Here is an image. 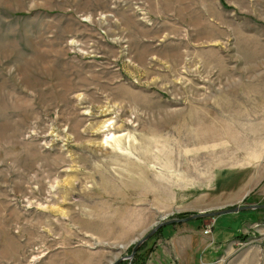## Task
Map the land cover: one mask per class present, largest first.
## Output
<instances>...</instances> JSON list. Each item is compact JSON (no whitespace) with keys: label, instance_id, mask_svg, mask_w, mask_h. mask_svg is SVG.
I'll list each match as a JSON object with an SVG mask.
<instances>
[{"label":"rangeland","instance_id":"374dc122","mask_svg":"<svg viewBox=\"0 0 264 264\" xmlns=\"http://www.w3.org/2000/svg\"><path fill=\"white\" fill-rule=\"evenodd\" d=\"M250 205L264 0H0V264H264V211L121 260Z\"/></svg>","mask_w":264,"mask_h":264},{"label":"water","instance_id":"95a60500","mask_svg":"<svg viewBox=\"0 0 264 264\" xmlns=\"http://www.w3.org/2000/svg\"><path fill=\"white\" fill-rule=\"evenodd\" d=\"M264 211V205H250V206H245V207H239V208H234L231 210H226V211H221L218 213H209V214H197V215H193L187 218H183V219H170L167 221H163L161 220L160 222H158L157 224L154 225V227L152 228V230H150L147 234H145L143 236V238L141 240H139L133 247V249L131 250V253L125 257L122 258L121 260H126L128 258L133 257L134 253L136 252L137 248L143 243L145 242L147 239H149L151 236L154 235V233L161 229L162 227L165 226H169L172 224H181V223H185L188 221H193V220H197V219H203V218H208V217H213V216H217L220 214H227V213H233V212H243V211Z\"/></svg>","mask_w":264,"mask_h":264},{"label":"crops","instance_id":"0c3cea01","mask_svg":"<svg viewBox=\"0 0 264 264\" xmlns=\"http://www.w3.org/2000/svg\"><path fill=\"white\" fill-rule=\"evenodd\" d=\"M257 210H255V211H252V212H256ZM212 235L210 234V237H211ZM172 238H170L168 241H170L171 240V244L170 243H168V241L167 240H163V247H162V253H159V252H157L158 251V249L156 248L155 249V251H154V255L156 256H158L159 257V259L158 260H160V263L161 264H171V262H174V260L175 259H179L181 256H182V259H183V255L184 254H190L191 255V252H190V250L191 249H193V247H194V245L195 244H193V243H186V248H187V250H189V252L188 253H185L184 252V249H185V247H183V249H182V246H176L175 247V243H177L178 242V238H179V236L177 235V236H171ZM180 237H183V235L182 236H180ZM206 239V238H205ZM208 240H209V238H208ZM207 240V241H208ZM174 243V244H173ZM183 254V255H182ZM192 256V255H191ZM176 257V258H175ZM193 258H194V256H193ZM187 259H189V258H187ZM186 262H188V261H186ZM189 263H191V264H196L193 260H192V262H189Z\"/></svg>","mask_w":264,"mask_h":264},{"label":"built area","instance_id":"2783aa9c","mask_svg":"<svg viewBox=\"0 0 264 264\" xmlns=\"http://www.w3.org/2000/svg\"><path fill=\"white\" fill-rule=\"evenodd\" d=\"M205 231V233H208V230H204Z\"/></svg>","mask_w":264,"mask_h":264},{"label":"trees","instance_id":"16d2710c","mask_svg":"<svg viewBox=\"0 0 264 264\" xmlns=\"http://www.w3.org/2000/svg\"><path fill=\"white\" fill-rule=\"evenodd\" d=\"M135 255H136V253H135Z\"/></svg>","mask_w":264,"mask_h":264}]
</instances>
